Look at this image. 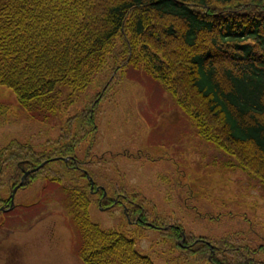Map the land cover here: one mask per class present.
I'll return each mask as SVG.
<instances>
[{"label":"trees","instance_id":"1","mask_svg":"<svg viewBox=\"0 0 264 264\" xmlns=\"http://www.w3.org/2000/svg\"><path fill=\"white\" fill-rule=\"evenodd\" d=\"M111 61L113 72L130 66L158 82L201 139L264 186V0H0V86L30 118L52 121ZM94 108L69 127H93ZM64 139L44 154L22 144L0 151V176L8 173L0 205L25 171L48 161L18 190L40 177L61 187L82 264H154L138 249L139 225L128 236L91 221L94 193L85 175H75L79 141ZM53 162L59 173L46 174ZM130 213L150 223L142 208ZM150 224L166 228L161 236L173 250L166 264H264V246L251 249L231 236L182 240L178 223Z\"/></svg>","mask_w":264,"mask_h":264},{"label":"rangeland","instance_id":"2","mask_svg":"<svg viewBox=\"0 0 264 264\" xmlns=\"http://www.w3.org/2000/svg\"><path fill=\"white\" fill-rule=\"evenodd\" d=\"M114 67L111 61L50 122L30 118L12 91L0 86V151L22 144L44 154L65 145L67 135L77 139L74 156L79 169L107 192L109 200L102 206L118 201L102 210L99 194L92 196L89 216L102 229L129 236L138 227L129 221H136L135 214L129 218L127 212L142 208L150 223L175 222L186 235L217 242L231 236L251 249L264 246V186L234 157L201 139L158 82L142 70L128 66L116 73ZM110 74L109 88L100 95ZM92 104L93 127L76 121L69 127L68 120ZM58 164L51 163L46 174L59 173ZM78 173L77 177L82 174ZM7 174L0 176V184H5ZM45 181L40 177L19 190L16 208L0 216L7 220L0 228V264H82L76 255L78 235L70 225L68 197L61 187ZM141 231L138 249L154 264H166L173 250L169 241H163L162 231Z\"/></svg>","mask_w":264,"mask_h":264},{"label":"water","instance_id":"3","mask_svg":"<svg viewBox=\"0 0 264 264\" xmlns=\"http://www.w3.org/2000/svg\"><path fill=\"white\" fill-rule=\"evenodd\" d=\"M52 160H56V159H52ZM65 161H66V160H65ZM46 163H48V161L43 162V163H42L38 168H36V169H31V170H28V171H25V172H24V174H23V178H22L21 182H19V183L13 188V190H12V192H11V194H10V206H9L8 210H11V209L13 208V200H14L15 193H16V191L18 190V188L22 187V185L26 182L28 175L31 174V173H33V172H36L39 168H41L42 166H44ZM84 174L87 175V172L84 171ZM87 179H88V181L90 182V189L92 190V189H93V182H92V179H91L90 177H88V175H87ZM100 209H102V208L100 207ZM0 211H2V210H0ZM148 225H149V224H148ZM149 226H150V225H149ZM181 234H182V236L184 235L183 232H182ZM183 239H184V238H183Z\"/></svg>","mask_w":264,"mask_h":264},{"label":"flooded vegetation","instance_id":"4","mask_svg":"<svg viewBox=\"0 0 264 264\" xmlns=\"http://www.w3.org/2000/svg\"><path fill=\"white\" fill-rule=\"evenodd\" d=\"M103 198V197H102ZM105 198V197H104ZM7 199H4L3 200V203H1V205H0V210H2V211H0V213L2 212V213H6V211H7V208L9 207V205H10V203H9V200L7 201ZM116 201V199H113V201H112V203L109 205V206H105V207H103V209H108L109 207H111L112 206V204L114 203ZM117 203H118V201H117ZM116 203V204H117ZM130 214L131 213H127V217L128 216H130ZM136 221L134 222L135 223V225H139V226H141V227H143L144 225V221H142L141 219H139V217L137 216L136 217V219H135ZM5 222V220H3V222H2V226L4 227L5 226V224H3ZM132 223V222H131ZM0 224H1V222H0ZM7 258V257H6Z\"/></svg>","mask_w":264,"mask_h":264},{"label":"bare ground","instance_id":"5","mask_svg":"<svg viewBox=\"0 0 264 264\" xmlns=\"http://www.w3.org/2000/svg\"><path fill=\"white\" fill-rule=\"evenodd\" d=\"M6 221H7V220H5V222H4L3 224H5V223H6Z\"/></svg>","mask_w":264,"mask_h":264}]
</instances>
